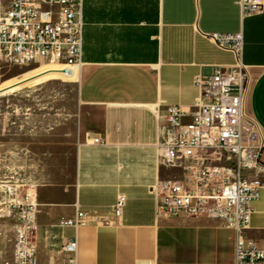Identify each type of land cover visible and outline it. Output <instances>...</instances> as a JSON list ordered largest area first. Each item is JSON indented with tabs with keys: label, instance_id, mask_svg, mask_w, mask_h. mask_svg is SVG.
Listing matches in <instances>:
<instances>
[{
	"label": "crops",
	"instance_id": "1",
	"mask_svg": "<svg viewBox=\"0 0 264 264\" xmlns=\"http://www.w3.org/2000/svg\"><path fill=\"white\" fill-rule=\"evenodd\" d=\"M239 1L83 0L76 176L37 193L39 264H62V245L72 238L78 264H235L233 229L159 216L151 189L179 173L160 158L167 109L193 111L201 97L196 77L235 63L205 37L216 33L244 36L246 112L263 143L261 165L246 174L264 184V13L243 19ZM121 196L126 204L117 218ZM252 206L242 238L264 249V188ZM77 210L103 222L53 228ZM13 259L14 242L7 263Z\"/></svg>",
	"mask_w": 264,
	"mask_h": 264
},
{
	"label": "built area",
	"instance_id": "2",
	"mask_svg": "<svg viewBox=\"0 0 264 264\" xmlns=\"http://www.w3.org/2000/svg\"><path fill=\"white\" fill-rule=\"evenodd\" d=\"M243 19L264 13V0H240ZM83 0H0V60L16 67L53 64L80 68L84 39ZM216 47L234 55L230 66L201 73L195 85L201 97L194 110L169 107L160 158L178 175L151 189L157 214L221 222L237 233L235 264H264V249L242 238L264 184L247 176L259 167L263 148L256 122L247 115L249 73L243 64L244 36L205 35ZM95 143H100L95 140ZM10 197L16 193L9 191ZM124 196L114 206L117 218ZM37 201L32 196L11 204L4 216L15 220L14 259L6 264H39L35 237ZM103 221L77 210L73 220L53 228L77 230ZM62 264H78V241L62 245Z\"/></svg>",
	"mask_w": 264,
	"mask_h": 264
},
{
	"label": "rangeland",
	"instance_id": "3",
	"mask_svg": "<svg viewBox=\"0 0 264 264\" xmlns=\"http://www.w3.org/2000/svg\"><path fill=\"white\" fill-rule=\"evenodd\" d=\"M0 60V88L39 66ZM78 82L52 80L0 97V264L11 261L15 220L4 213L45 187L76 176ZM9 191L16 196L10 197Z\"/></svg>",
	"mask_w": 264,
	"mask_h": 264
},
{
	"label": "bare ground",
	"instance_id": "4",
	"mask_svg": "<svg viewBox=\"0 0 264 264\" xmlns=\"http://www.w3.org/2000/svg\"><path fill=\"white\" fill-rule=\"evenodd\" d=\"M79 71L80 70L76 67L45 64L44 66H39L33 70H30L26 74L11 80L6 85L1 87L0 97L22 89L25 86L46 83L52 80L79 82Z\"/></svg>",
	"mask_w": 264,
	"mask_h": 264
}]
</instances>
